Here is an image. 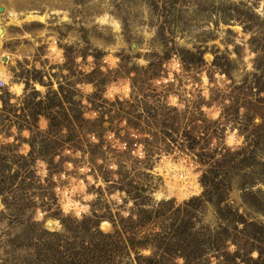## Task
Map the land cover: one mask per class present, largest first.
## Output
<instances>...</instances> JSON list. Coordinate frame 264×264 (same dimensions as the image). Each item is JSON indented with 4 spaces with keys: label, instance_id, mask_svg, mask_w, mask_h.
<instances>
[{
    "label": "rangeland",
    "instance_id": "rangeland-1",
    "mask_svg": "<svg viewBox=\"0 0 264 264\" xmlns=\"http://www.w3.org/2000/svg\"><path fill=\"white\" fill-rule=\"evenodd\" d=\"M0 29V264H264V0H0Z\"/></svg>",
    "mask_w": 264,
    "mask_h": 264
},
{
    "label": "trees",
    "instance_id": "trees-1",
    "mask_svg": "<svg viewBox=\"0 0 264 264\" xmlns=\"http://www.w3.org/2000/svg\"><path fill=\"white\" fill-rule=\"evenodd\" d=\"M53 95L56 94L55 92L52 93ZM38 116L41 115L40 111L37 113ZM52 121V120H51ZM33 146V145H32ZM33 150V149H32ZM32 153V152H31ZM32 154H30L29 156H31ZM20 156V155H19ZM25 157V156H20V159H21V162H22V168L20 170V172H22L23 174V181L21 182L23 184V187L24 189H26V191L28 192V190L30 188H33V183H35V181L32 179V176H33V172L34 171H29L27 172L26 170L27 169H30V167L32 168V165L34 164V161L31 160V157ZM231 161V160H230ZM224 163H226V166L222 165L221 167L222 168H225L224 170L229 172V170L231 169L232 165H233V161H231V165H227L228 161L225 160ZM223 171V170H222ZM226 172V173H227ZM216 177H212V176H203V178L201 179L203 181V183L205 184V187H207V182H210L211 181H216ZM220 183L218 184L217 183V186H219ZM221 190V187H219L217 189V191H220ZM27 194V193H26ZM221 195V192L220 193H215L213 194L212 197H210L209 195L208 196H204V198H193L191 199L189 202H188V205H191V206H197L199 205V202L201 201H210V202H213V203H217L218 206H222V203H223V198H220L219 200H217V197L219 195ZM197 201V202H196ZM197 207H195V209H197ZM224 208V207H223ZM76 225L79 224V221L76 220ZM97 224V223H96ZM70 226V225H69ZM97 227L99 226V224L96 225ZM68 227V226H67ZM90 227L87 231L88 234L92 235V232L91 230H96L95 228L97 227H94L93 225L91 226H88ZM97 233V232H96ZM93 237V236H92ZM258 240V239H257ZM131 241V240H129ZM227 241L231 242V243H237L238 241H236L234 238H228ZM260 241V244H259V248H255V250L259 251L260 252V258L262 257L263 255V249L262 248L263 246V243L261 241V239L259 240ZM107 243V242H104L101 238L98 239V237H93L92 240L90 241H84V242H81L79 243L77 246L73 245L71 248H64L62 251H58L60 252V259L64 262V264H88V260L91 259V258H99L101 255H103V251L96 255V252L99 251V249H101L103 247V245ZM218 245V244H217ZM129 247V244L127 245ZM240 250V249H239ZM101 251V250H100ZM53 254H55L54 252H52ZM228 255L230 254V252H227ZM240 253V252H239ZM190 254H194V257L192 258L193 259V262L196 263L198 260L200 261V264H210V261H209V257L207 256L206 259H204L203 256H198L196 255V253L194 251H189V255ZM247 255H249L248 252H246ZM251 254V253H250ZM240 255V254H239ZM243 255V253H241V256ZM186 258V256H185ZM192 259L188 260L189 262L188 263H191ZM219 260H221L220 258H218ZM100 260V259H99ZM260 260V259H259ZM258 260V261H259ZM261 261V260H260ZM259 261V262H260ZM150 262V261H149ZM264 263V262H263ZM156 264H158V261L156 262ZM222 264H228V262L226 261H223Z\"/></svg>",
    "mask_w": 264,
    "mask_h": 264
},
{
    "label": "bare ground",
    "instance_id": "bare-ground-1",
    "mask_svg": "<svg viewBox=\"0 0 264 264\" xmlns=\"http://www.w3.org/2000/svg\"><path fill=\"white\" fill-rule=\"evenodd\" d=\"M3 32H4V30H3V29H0V37L3 36ZM0 39H1V38H0Z\"/></svg>",
    "mask_w": 264,
    "mask_h": 264
}]
</instances>
